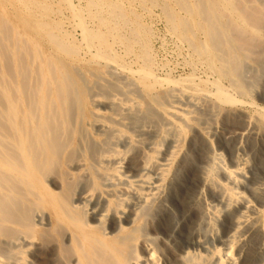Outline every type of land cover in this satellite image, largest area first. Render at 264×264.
<instances>
[{
	"label": "bare ground",
	"instance_id": "obj_1",
	"mask_svg": "<svg viewBox=\"0 0 264 264\" xmlns=\"http://www.w3.org/2000/svg\"><path fill=\"white\" fill-rule=\"evenodd\" d=\"M263 102L264 0H0V264H264Z\"/></svg>",
	"mask_w": 264,
	"mask_h": 264
},
{
	"label": "rangeland",
	"instance_id": "obj_2",
	"mask_svg": "<svg viewBox=\"0 0 264 264\" xmlns=\"http://www.w3.org/2000/svg\"><path fill=\"white\" fill-rule=\"evenodd\" d=\"M53 1H57V0H53ZM155 11V12H154ZM153 13H160L159 8L154 7L153 9ZM159 17L156 16L155 20L153 21L152 24V28L155 30V32L158 34V36H156L154 38V40H152V48L154 50L156 59L159 62H164L167 63L168 65H173L174 63H176L178 59L176 53H175V49H174V45H173V41L170 39V37L165 33V29H164V22L159 19L157 20ZM159 21V22H158ZM154 26V27H153ZM161 29V30H160ZM160 30V31H159ZM160 40H159V39ZM162 39V40H161ZM166 40V41H165ZM168 40V41H167ZM172 41V42H171ZM162 42V43H161ZM164 42H168L167 44H165ZM171 42V43H170ZM159 44V45H158ZM161 44V45H160ZM155 46V47H154ZM162 47V48H161ZM164 47V48H163ZM157 49V50H156ZM162 49V50H161ZM171 51H170V50ZM174 49V50H173ZM156 50V52H155ZM160 51V52H159ZM175 53V54H174ZM168 54V55H167ZM160 57V58H159ZM177 57V58H176ZM161 59V60H160ZM165 59V60H164ZM167 61V62H166ZM170 63V64H169ZM173 63V64H172ZM262 105H264V102L262 103Z\"/></svg>",
	"mask_w": 264,
	"mask_h": 264
}]
</instances>
